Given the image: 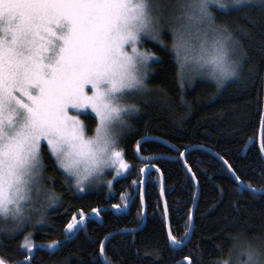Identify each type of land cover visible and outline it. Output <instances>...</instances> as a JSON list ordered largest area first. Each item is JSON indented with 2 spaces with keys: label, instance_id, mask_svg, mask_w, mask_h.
I'll return each instance as SVG.
<instances>
[{
  "label": "trees",
  "instance_id": "obj_1",
  "mask_svg": "<svg viewBox=\"0 0 264 264\" xmlns=\"http://www.w3.org/2000/svg\"><path fill=\"white\" fill-rule=\"evenodd\" d=\"M214 14L217 23L229 26L247 53V58L240 52L231 56L241 63L238 77L217 87L209 75L189 78L185 69L181 80V68L171 50L172 31L161 35L162 44L149 39L143 42V50L158 59L148 69L147 100L137 102L139 112L121 136L130 166L127 174L115 181L113 194L104 188L79 192L42 145L41 187L59 199L47 207L43 194L40 203L46 210L42 216L34 215L32 224L14 238L0 236V258L8 264L28 256L33 257L31 264H103L100 245L105 237L142 224L141 169L145 166L163 176L164 203L159 173L151 170L143 193L145 225L137 232H121L107 239L105 254L111 264H178L186 257L193 264H231L244 262L243 253L249 246L264 249V194L243 189L223 163L231 165L243 185L264 190L259 146L264 107V5L256 0L243 11L215 9ZM83 119L91 135L97 120L89 113ZM189 148L193 149L184 161L197 181L199 195L191 236L184 246L174 249L167 234L165 207L171 234L184 241L196 197L195 183L181 160ZM92 209L101 210L95 214L99 218L86 217L74 233L65 232L74 215L79 217L81 211L89 215ZM40 219L43 224L36 223ZM0 227L9 226L0 223ZM29 233L32 253L21 248ZM53 243V248L46 247Z\"/></svg>",
  "mask_w": 264,
  "mask_h": 264
},
{
  "label": "snow or ice",
  "instance_id": "obj_2",
  "mask_svg": "<svg viewBox=\"0 0 264 264\" xmlns=\"http://www.w3.org/2000/svg\"><path fill=\"white\" fill-rule=\"evenodd\" d=\"M255 2L0 0V223L10 221L11 225L0 227V236L14 238L32 224L34 215L42 216L46 210L40 203L42 140L47 142L55 165L66 174V180H75L79 192L86 191V185L94 184L106 169H115L117 176L129 169L119 140L130 127L127 117L139 108L128 98L149 91L148 69L158 59L138 46L145 39L163 43L165 8L169 9L167 18L178 24L172 29L171 50L180 65L181 80L185 69H192L207 72L221 87L239 75L241 63L231 56L240 52L247 58V53L229 26L217 23L213 6L220 12L243 11ZM259 3L264 5V0ZM181 102H185L183 98ZM69 109L94 114L97 124L93 136H86V126L70 115ZM139 147L138 142L137 151ZM260 151L264 153V143ZM244 187L249 190L251 186ZM44 195L47 207L59 199L47 191ZM25 204L29 205L27 210ZM100 211L92 209L96 215ZM77 215L79 220L74 215L66 231L73 232L84 223L83 211ZM30 236L21 248L32 253ZM169 241L177 246L183 243L171 230ZM243 255L247 257L244 264H264V249L249 246ZM100 257L103 264H111L103 243ZM32 258L25 257L17 264H31ZM0 264L8 262L0 258Z\"/></svg>",
  "mask_w": 264,
  "mask_h": 264
},
{
  "label": "rangeland",
  "instance_id": "obj_3",
  "mask_svg": "<svg viewBox=\"0 0 264 264\" xmlns=\"http://www.w3.org/2000/svg\"><path fill=\"white\" fill-rule=\"evenodd\" d=\"M224 2H225V3H231L232 0H224ZM215 9H216L215 6H213V12H214ZM164 11H165V21H166V22L162 24V28H163V32H162V34L165 33L166 30H169V29H170V30L172 31L173 28H175L176 26H178V24H177L176 21H174V20H170V19L167 18V12L169 11V9L165 8ZM160 39H161V37H160ZM145 41H147V39H145ZM145 41H144V42H145ZM138 47L140 48L141 51H145V50H143L144 48L142 47V44L139 45ZM129 51H130V49H129ZM179 66H180V65H179ZM187 71H188V77H189V78H190V76L195 77V76H197V75H203V74H204V75H208L207 72H203V71H202L201 73H196L195 71H194V73H191V72H193L192 69H187ZM146 83H147V79H146ZM89 94H91V93H89ZM142 99L147 100V93L143 94L142 96L129 97V98H128V102L131 103V104H135V105L138 107L137 102H139V101L142 100ZM138 108H139V107H138ZM87 113H89V114H91V115L94 116V114L91 113L90 110H89ZM69 114L72 115V116H77V117H78V118L84 123L83 116H84L86 113H85V114H79L75 109H69ZM137 114H138V112L135 113V114H133V115H131V116H129V117H127L128 123H129L130 120L133 119ZM84 125H85V123H84ZM93 135H94V131H93V133H92L91 135H89V134H87V129H86V136L91 137V136H93ZM42 145H46V147H47V142L42 140V141H41V147H42ZM47 149H48V147H47ZM119 149L122 150V147H121V138H120V140H119ZM48 151H49V149H48ZM124 161L127 163V161L125 160V158H124ZM127 164H128V163H127ZM128 165H129V164H128ZM127 171H128V170H127ZM127 171H122L121 174L117 176V175H116V170H115V169H113V168L106 169V170H105V173H104V174L101 176V178L98 179L94 184H92L90 187L86 185V190H98V189H100V188H104V189L106 190L107 194H113V193H114L113 185H114L115 181H116L117 179H120V178L124 177V176L127 174ZM114 177H115V179H114ZM72 180H73L74 185H75V180H74V179H72ZM41 188H42V187H41ZM43 194H44V192H43V190H42L40 198L43 196ZM32 196H35V197L32 198L33 202H35L36 199H37L35 193H33ZM37 204H38V203H37ZM24 207H25V209L27 210V209L29 208V205H28V204H25ZM116 210H118V209H116ZM84 215H85V214H84ZM75 216H76V215H75ZM85 217H96V218H99V217H97V216H96L95 214H93V213H90L89 215H85ZM76 219L79 220V217H76ZM70 222H73V221L71 220ZM70 222H69V223H70ZM81 225H82V224H81ZM81 225H80V226H81ZM5 226H9V227H10V226H11V225H10V221H9L8 223H5ZM80 226H79V227H80ZM66 227H67V226H66ZM79 227H78V228H79ZM78 228H77V229H78ZM77 229H76V230H77ZM76 230H74L73 232H68V231H66V228H65V232L68 233V234H72V233H74ZM55 245H56V244L53 243V244L47 245L46 247H48V248H53ZM50 246H52V247H50ZM246 259H247V258H246ZM246 259H245V260H246ZM235 260H237V257L235 258ZM232 263H233V262H231V264H232ZM233 264H244V262H242V259H240V260H238V261H234Z\"/></svg>",
  "mask_w": 264,
  "mask_h": 264
},
{
  "label": "water",
  "instance_id": "obj_4",
  "mask_svg": "<svg viewBox=\"0 0 264 264\" xmlns=\"http://www.w3.org/2000/svg\"><path fill=\"white\" fill-rule=\"evenodd\" d=\"M263 133H264V107H263V113H262V118H261L260 130H259V146H260L261 143H262ZM192 149H193V148H189V149H187L186 151L182 152V154H181V160H182V162H183L185 168L187 169V171L189 172L190 176L192 177V179H193V181H194V183H195V186H196V197H195V202H194L193 209H192V212H191V219H190V226H189L188 236H187L186 239L183 241L182 245L177 246V245H172V244H170L171 247L174 248V249H179V248H181L182 246H184V245L187 243V241L189 240V238H190V236H191L192 229H193V212H194V207H195L196 201H197V199H198V195H199V187H198L197 181H196V179H195L193 173L191 172V170L188 168V166L185 164V161H184L185 154H186L188 151L192 150ZM260 152H261V151H260ZM261 156H262V158H263V160H264V153H261ZM223 163H224V161H223ZM224 164H225V163H224ZM225 166L228 168V170H229L231 176L236 180V182H237V183H238L243 189H245V187H244L245 185H243L239 180L236 179V176L234 175L233 171H232L231 169H229L228 165L225 164ZM143 169H144V171H141V201H142V207H143V212H142V215H143V219H142V220H143V221H142V224H141L138 228H136V229L122 230L121 232H137V231L141 230V229L143 228V226L145 225V222H146V206H145V202H144V198H143V193H144V186H145V181H146L147 175L149 174V172H150L151 170H156V171L159 173L160 180H161V198H162L163 203H164V180H163V176L161 175V173H160L157 169H155V168H153V167H151V166H145ZM252 189H254V188H249L248 191H250V192H252V193H254V194H257V195H262V194H264V190H257V189H256L257 191L254 192V191H252ZM165 216H166L167 234H168V238H169V230H170V227H169V222H168V218H167V213H166V212H165ZM121 232H117V233H121ZM117 233H114V234H110V235H108V236H107V239H109L110 237L114 236V235L117 234ZM106 241H107V240L104 239L102 243L105 245V242H106ZM169 242H170V241H169ZM100 258H101V257H100ZM101 260H102V258H101ZM180 263H187V264H189V260H187V259L182 260V261L179 262L178 264H180Z\"/></svg>",
  "mask_w": 264,
  "mask_h": 264
}]
</instances>
